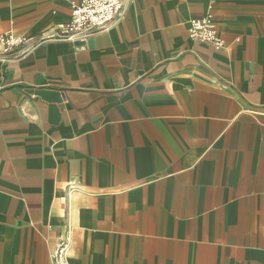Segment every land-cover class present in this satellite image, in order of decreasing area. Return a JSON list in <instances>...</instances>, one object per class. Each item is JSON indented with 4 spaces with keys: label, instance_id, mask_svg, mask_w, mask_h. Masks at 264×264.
I'll return each mask as SVG.
<instances>
[{
    "label": "crops",
    "instance_id": "obj_1",
    "mask_svg": "<svg viewBox=\"0 0 264 264\" xmlns=\"http://www.w3.org/2000/svg\"><path fill=\"white\" fill-rule=\"evenodd\" d=\"M71 1L0 0V264H264V0H123L67 42Z\"/></svg>",
    "mask_w": 264,
    "mask_h": 264
},
{
    "label": "built area",
    "instance_id": "obj_2",
    "mask_svg": "<svg viewBox=\"0 0 264 264\" xmlns=\"http://www.w3.org/2000/svg\"><path fill=\"white\" fill-rule=\"evenodd\" d=\"M123 0H73L71 20L59 28L57 38L67 42L85 41L95 34L105 31L110 22L123 15ZM188 36L192 41L210 45L214 50L224 47L214 16L207 12L203 17L188 22ZM28 39L10 33H0V45L4 54L12 53L24 46ZM67 241L52 253L54 264H67L65 254Z\"/></svg>",
    "mask_w": 264,
    "mask_h": 264
},
{
    "label": "water",
    "instance_id": "obj_3",
    "mask_svg": "<svg viewBox=\"0 0 264 264\" xmlns=\"http://www.w3.org/2000/svg\"><path fill=\"white\" fill-rule=\"evenodd\" d=\"M39 85H43V83H38ZM30 93H35L37 96L41 97L42 99L50 102H56L61 104L64 100L63 93L59 90L55 89H37V90H29Z\"/></svg>",
    "mask_w": 264,
    "mask_h": 264
}]
</instances>
